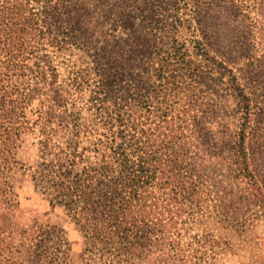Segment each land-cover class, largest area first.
<instances>
[{"label":"trees","instance_id":"obj_1","mask_svg":"<svg viewBox=\"0 0 264 264\" xmlns=\"http://www.w3.org/2000/svg\"><path fill=\"white\" fill-rule=\"evenodd\" d=\"M11 1L30 11L32 29L37 25V29L45 33H55L61 43H71L90 56L96 75L105 85L107 93L104 96L96 90L90 99L91 107L98 112L99 126L88 125L84 129V135L99 136L104 146L103 163L101 167H85L82 172L73 174L78 160L86 156V150L80 149L79 138L84 125L79 117L69 112L63 94H73L71 89L77 91L81 84L79 77L71 78L66 86L59 83L58 69L51 54L44 53L45 47L34 43L28 50L34 36L27 35L26 25H18L17 33L0 34V50L4 57L0 61V139L3 143L11 141L27 124L31 128L27 108L40 94L54 90L56 101L66 107L65 115L60 119L65 145L56 144L50 138L46 125L50 120L41 125L43 150L49 155V160L44 156L47 160L42 165L53 168L46 172L44 168L37 170L34 176L37 184H43L40 189L52 194L53 202L56 200L57 204L63 205L75 223L81 227L87 224L89 230L102 229L99 233H86L93 244L104 242V248L117 253L121 259L119 263L156 264V253L176 243L174 233L168 228L170 219L158 211L160 195L153 194L168 193L172 188L170 177L164 175L167 174L164 166L157 177L149 165L151 160L147 159L168 147L169 143L174 144L172 149L178 144L189 150L195 148V140L203 137L201 132L207 128L206 120L216 113L217 103L214 106L207 102L208 106L193 127L188 123L179 125L158 139L156 130L162 128V124L153 127L154 121L150 119L155 112L153 92L160 95L171 83L174 84L172 88L189 91V100L178 112L181 117L195 110L197 99L192 89L195 83L207 78L218 80L210 85L218 99L225 92L236 97L237 107L233 111L239 114L238 130L234 136L224 132L233 141L226 149L230 154L217 164L221 170L213 171L214 182L220 190L218 206L225 202L230 211L222 213L231 218L236 214L230 207L234 201L243 199L264 206V181L257 172L252 154V145L263 136L259 133L257 137V132L264 129V93L260 92L264 90V59H254L251 46L257 33H264V0H253L250 4L235 0H189L188 4L193 3V19L200 38L187 49L174 37L177 22L173 17L184 7L181 0ZM35 5L38 11H34ZM176 57L181 63L180 74L166 76L170 59ZM198 59L205 62L207 68L199 64ZM215 71H218L217 76H214ZM16 75L28 78L27 91L12 82ZM153 76L161 80L156 87L150 84ZM124 81L129 83L126 89L121 86ZM9 87L20 95L13 97L14 90ZM133 88H138L139 96H134ZM130 99L136 102L134 109L127 107ZM225 100L227 105V98ZM186 129L191 130L193 136H187ZM213 137L216 141L212 146L208 143L207 150L215 156L217 149L225 143V137L221 132L219 139L218 135ZM94 144L96 142H91L92 149ZM156 145L157 149H152ZM187 159L195 171L205 172L206 169L198 168L197 162H191L190 155ZM158 160L162 162L161 154ZM113 163L120 168H113ZM55 165L57 170H54ZM172 166L171 171L180 165L178 161H172ZM57 171L63 179L57 180ZM228 174L240 179L245 186L237 188L229 183L222 187ZM70 177L73 183L66 185ZM102 206L108 211L101 209ZM105 212L110 214L104 215Z\"/></svg>","mask_w":264,"mask_h":264},{"label":"rangeland","instance_id":"obj_2","mask_svg":"<svg viewBox=\"0 0 264 264\" xmlns=\"http://www.w3.org/2000/svg\"><path fill=\"white\" fill-rule=\"evenodd\" d=\"M188 2L189 0H181L184 7L173 17L177 22L174 37L184 49L191 47L193 41L200 38L197 23L193 19V3L188 4ZM235 2L250 4L253 0H235ZM34 7V11H38V6ZM29 12L28 9L12 3L11 0H0V34L17 33L18 25H26L27 35L34 36L28 50L34 43L45 47L44 53L51 54L58 69L59 83L66 86L71 78L79 77L81 84L77 91L71 89L73 94H63L67 99L69 112L79 117L80 123L84 125L79 138L80 149L86 150V156L79 158L73 174L82 172L85 167H101L104 146L97 134L93 137H90L89 133L84 135V129L88 125L95 128L99 126L98 112L91 107L90 99L96 90L101 91L104 96L107 93L105 85L96 75L90 56L71 43H61L55 38V33H45L37 29V25H35L36 29H32V17ZM251 46L254 59H264V33H257ZM28 55L31 56L30 53ZM3 58L0 50V61ZM170 61L171 63L166 67V76L180 74L179 58H171ZM197 62L207 68L205 62L199 59ZM217 75L218 71H215L214 76ZM169 80L172 78L169 77ZM178 80L179 78L176 77V81ZM224 81L227 82L228 78L225 77ZM12 82L22 91H27L26 87L29 83L26 76L16 75L12 78ZM160 82V79L153 76L150 84L156 87ZM215 83H218V80L208 78L195 83L192 89V94L197 99L195 110L191 112L192 114L183 117L178 112L189 100V91L181 92L172 88L174 84L171 83L168 84L169 89L161 92L160 95L153 92L152 103L155 112L150 119L154 121L153 127L162 124V128L156 130L158 139L164 138L170 130L176 129L179 125L188 123L193 127L202 110L208 106L207 102L214 103V106L217 103L216 113L206 120L207 128L201 132L203 137L197 138V135L194 137L197 138L195 148L189 150L188 147L178 144L172 149L174 144L169 143L168 147L153 153L147 159V161L151 160L152 163L149 165L157 177L161 173L159 169L162 166L166 167L167 174L164 175H169V185L172 187L166 194L153 193L160 195L158 211H162L163 217L170 219L168 228L174 233L176 240L175 244L168 245L167 248L163 247L156 253V264H264V206L243 199V202L234 201L230 207L236 214L232 218L222 213L230 211L225 202L222 206H218L220 190L214 182L213 171L221 170L217 164L220 159L230 154L226 149L233 141L224 132L235 135L238 130L239 114L233 111L237 107L236 97L225 92L226 94L218 99L210 88V85ZM128 85L126 81L121 84L124 89ZM9 90H14L15 98L20 95V92L12 87H9ZM131 91L135 92L134 96H139L138 88H133ZM260 92L264 93V90ZM214 98L217 99L214 101ZM56 99L53 89L46 94H40L27 108L26 113L31 128L27 124V127L21 129L20 135H14L11 141L3 143L0 139V264H124L119 263L121 259L117 257V253L109 250L111 248H104L106 245L104 242H98L96 245L92 243L91 238H87V232L99 233L102 229L89 230L87 224L81 227L75 223L72 214L63 205L57 204L56 200L53 202L52 194L48 195L40 189L42 182L37 184L35 171H42L44 168L46 172L53 168L42 165V162L47 160L44 156L49 160V155L43 150V136L39 131L41 125H45L50 120L46 124L50 138L56 144L65 145L60 119L64 117L66 107L60 105ZM135 104V100L130 99L128 109H134ZM155 107L161 110L158 111ZM190 131L186 129L187 136L192 134ZM220 132L225 137V143L222 148L217 149L218 154L213 156L210 150H207L208 143L212 146L216 141L213 136L218 135L219 139ZM257 133V137L259 133L263 136L252 145L253 162L264 181V129ZM170 136L172 137L171 134ZM91 142H96L93 149L90 147ZM51 147V151H54V147ZM152 149H157V145ZM210 149L213 150L212 147ZM57 150L59 151L60 148ZM160 154L162 162L158 160ZM179 154H183V157H179ZM187 155L191 156V162H197L199 169H206L205 172L195 171L188 165L189 159L185 160ZM172 161H178L180 165L173 171H171ZM146 165L145 169H147ZM66 167L65 165L64 168ZM112 167L120 168L116 163H113ZM54 170H57L56 165ZM56 173H58L57 180L63 179L60 171ZM65 183L70 185L73 180L70 177ZM229 183L237 188L245 186L240 179L228 174L222 187ZM156 190L158 191V187ZM161 205L167 208L164 209ZM101 209L105 210L104 206ZM109 214V212L104 213V215ZM212 250L218 253L214 254ZM179 257L183 259L180 260ZM137 263L134 261L132 264Z\"/></svg>","mask_w":264,"mask_h":264}]
</instances>
